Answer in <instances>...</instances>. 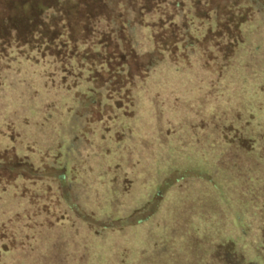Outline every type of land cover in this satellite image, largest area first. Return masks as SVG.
<instances>
[{
    "label": "rangeland",
    "instance_id": "1",
    "mask_svg": "<svg viewBox=\"0 0 264 264\" xmlns=\"http://www.w3.org/2000/svg\"><path fill=\"white\" fill-rule=\"evenodd\" d=\"M149 10L152 49L114 34ZM261 14L0 0V98L23 102L0 113V264H264V83L241 80L264 63Z\"/></svg>",
    "mask_w": 264,
    "mask_h": 264
},
{
    "label": "trees",
    "instance_id": "2",
    "mask_svg": "<svg viewBox=\"0 0 264 264\" xmlns=\"http://www.w3.org/2000/svg\"><path fill=\"white\" fill-rule=\"evenodd\" d=\"M57 1H60V0H57ZM121 6H123V5H121ZM258 13L259 12H257L256 14L258 15ZM149 15L150 16L153 15V12H151L150 10L147 11L146 13H144L143 18L141 19V21H142V23H141V21L139 22V21L135 20L136 16H134V14L131 11H127V14L125 16V20L122 23V28H117L116 30H114L115 31L114 34L115 33L117 34L119 32L123 33V35L128 38V41L131 44L132 48H136V50L142 49V50L148 51L149 49H152L154 32H153V28L151 27V25L147 24V21H146V18H145V16L147 17ZM180 16L181 15L178 14V17H180ZM258 22L262 23L264 25V14H261L259 16ZM57 35L58 34H56L53 37H50L49 35L47 37L45 36L46 37L45 38L46 42L50 43V42L54 41L57 38ZM241 64L244 67L245 75L249 76L247 78H245V77L243 79L241 78V80L243 81V82L242 81L241 82L242 83H247L251 79H255L254 77H257L258 79L257 80L255 79L256 80L255 88H252V92H253V94L255 96H258L260 98L259 94H257V90H259L260 85H262L264 83V63L259 64V63L256 62V63H241ZM254 64H259V65L254 70H251V67ZM229 67L233 68V65H230ZM231 69L229 70V68H228V70H229L228 73H230ZM254 71H257L258 73H252ZM18 101H21V103H19V104L23 105V102L20 99V95L17 94L16 92H14L13 89L10 90V92L8 93L7 96H1V98H0V113L3 116L4 120L5 119L6 120H8V119L12 120V115L14 113L11 112V110H9V107L13 106L15 109L18 110L19 107H20V105L17 106ZM258 107L259 108H263V105L259 103ZM244 111L249 113V116H248L249 118L246 117V119L248 121L250 119H253V117H255L254 114H253L254 113V107H250V109H247V110H244ZM18 113H20V112H18ZM224 114H228V112H225ZM21 116H22V118L24 117L23 114H21ZM29 117H30V114L28 115V121H29ZM204 119L206 120L205 117H204ZM257 124H259V122H257L256 125ZM244 127L245 126H243V128ZM260 127H264V122L262 123V126H260ZM254 135H256V133H254ZM260 136H264V135H260ZM18 215H19V213H18ZM27 217H28V210L21 211L20 212V216L16 217L17 224L22 226L21 225V221H26L28 219ZM8 220H11V219H8ZM30 220H31V216H30Z\"/></svg>",
    "mask_w": 264,
    "mask_h": 264
}]
</instances>
